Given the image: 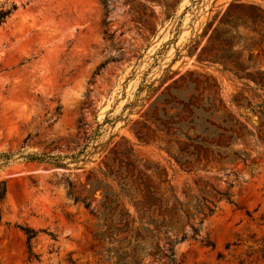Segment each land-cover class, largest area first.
<instances>
[{
	"label": "rangeland",
	"instance_id": "rangeland-1",
	"mask_svg": "<svg viewBox=\"0 0 264 264\" xmlns=\"http://www.w3.org/2000/svg\"><path fill=\"white\" fill-rule=\"evenodd\" d=\"M10 4L17 9L0 26V264H130L105 251L69 191L76 196L113 148L163 168L189 216L196 201L213 203L199 237L175 245L174 264H264V146L253 113L264 87L252 82L264 81V0H0V9ZM186 73L202 76L188 93L212 87L254 135L233 144L245 162L186 173L129 131L149 86ZM20 227L36 232V260Z\"/></svg>",
	"mask_w": 264,
	"mask_h": 264
},
{
	"label": "trees",
	"instance_id": "trees-1",
	"mask_svg": "<svg viewBox=\"0 0 264 264\" xmlns=\"http://www.w3.org/2000/svg\"><path fill=\"white\" fill-rule=\"evenodd\" d=\"M235 8V4L229 7ZM16 9L15 4L0 9V26ZM200 77L193 73L176 79L164 76L158 86H149L140 109L148 105L129 128L137 142L146 146L159 144L160 151L186 173L207 170L225 162H245L248 155L233 150V144L247 145V138H254L223 105L217 92L211 91L212 87H208L205 96L197 88L188 93L191 86L199 84ZM168 80L172 81L165 85ZM252 82L264 87L263 79L253 77ZM140 92L138 89L137 94ZM137 101L127 107L134 109ZM258 108L253 109L259 117L255 143L264 146V108L263 105ZM56 166L65 169L63 165ZM69 191L74 202L82 203L90 212L95 221V237L108 244L105 251L113 253L119 263L140 264L145 257L163 256L168 264H174L175 245L188 238L197 239L204 219L214 213L213 203L203 198L191 206L194 214L189 216L163 168L114 148L88 171L76 196L72 195V186ZM5 195V182H0V216ZM215 196L232 204L227 193L216 192ZM192 218L200 220L197 227L190 222ZM185 226L189 232L184 231ZM20 230L26 237L28 260H36L31 247L36 232L24 227ZM200 243L213 248L206 239H201Z\"/></svg>",
	"mask_w": 264,
	"mask_h": 264
}]
</instances>
